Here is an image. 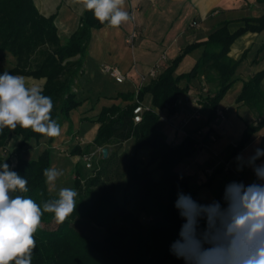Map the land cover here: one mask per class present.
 <instances>
[{"label":"trees","instance_id":"16d2710c","mask_svg":"<svg viewBox=\"0 0 264 264\" xmlns=\"http://www.w3.org/2000/svg\"><path fill=\"white\" fill-rule=\"evenodd\" d=\"M245 23L244 28L231 34L229 22H223L206 41L187 46L149 85L137 93L119 95L117 99H122L126 106L105 107L95 119H86L100 125L93 145L109 152L101 164L112 165L115 156L110 153L111 148L133 140V154L131 157L127 155L130 160L127 181L123 187L117 183L109 184L103 181V170L100 169L82 191L76 187L80 197L75 211L65 222L59 223L55 229H48L55 222L54 214L44 213L41 227L34 234L36 247L32 264H184L170 251L183 223L174 206L177 193L183 192L202 202L198 192L190 187L192 177L182 176L177 167L194 155L199 141L188 135L178 146L169 144L159 127L161 117L156 110L166 109L170 117L175 116L179 97L189 89L188 86L182 87L181 83L190 84L204 78L212 89L202 106L208 111V122H215L218 107L245 60V55L238 61L229 57L232 45L247 32L264 31V16L247 18ZM104 27L109 26L101 24L92 11H85L79 29L70 38L62 39L58 36L55 18L41 15L33 0H0V54L9 55L13 60V67L7 72L46 80L42 94L52 99L51 117L61 128L70 120L71 113L83 104L78 88L86 69L92 30ZM196 50H202V54L194 68L177 75L184 58ZM263 80L264 70L243 86L238 103L250 108L257 120L247 125L241 142L228 149L226 159L242 152L252 137L264 128ZM148 94L152 96L151 109L144 113L140 124H135L133 111ZM14 136L20 138L16 149L3 157ZM57 138L19 125L15 130L5 128L0 133V165L8 163L11 170L28 182V192H15L13 196L31 198L41 208L44 202L58 198L50 193L43 174L45 169L51 168L52 146ZM42 139L46 149L37 159L26 160L22 154L28 145ZM141 153L148 154L149 162L146 163L145 157L140 158ZM86 154L78 146L72 151L75 156ZM13 157L17 158L15 165ZM152 165H156V170L161 173L159 180L154 179L149 169ZM243 178L244 172L240 177H232V181L243 182ZM76 184L82 187L78 175ZM131 204L135 206L132 210L129 209ZM142 218L151 221L145 224ZM93 226L103 229L107 235L98 240L82 231Z\"/></svg>","mask_w":264,"mask_h":264},{"label":"crops","instance_id":"0c3cea01","mask_svg":"<svg viewBox=\"0 0 264 264\" xmlns=\"http://www.w3.org/2000/svg\"><path fill=\"white\" fill-rule=\"evenodd\" d=\"M33 1L41 15L55 18L60 38L68 39L79 29L85 10L76 0ZM124 8L130 16L127 23H122L118 28L92 30L86 69L78 88L83 104L71 113L70 120L63 124L61 134L52 146V152H65L80 166H83V156L72 155V151L77 146L84 153L97 149L93 143L100 125L89 122L87 118L95 119L105 107L126 106L122 99H117L119 95L137 93L143 76L156 70L158 77L187 46L206 41L223 22H229L228 29L235 34L246 26L247 18L264 16V0H125ZM193 23H196V27H192ZM132 33H137L138 38L131 45L127 39ZM201 54L202 50H196L187 55L176 74L190 72ZM244 55L245 60L236 72L235 82L218 107L224 113L223 118L208 122V111L202 106L207 96L203 90L211 91L212 86L204 78L190 84L186 81L181 83L182 87L188 86L189 89L179 97L175 116L170 117L166 109L156 110L161 117L159 127L169 144L178 146L188 135L203 143V146L198 145L192 157L177 167L179 174L192 177L190 187L198 192L202 203L222 200L223 184L232 182L218 170L213 178H209L205 170L215 171L228 149L241 142L247 125L256 123L257 115L243 103H238V98L244 84L264 70V31L247 32L235 41L229 57L238 61ZM106 65L118 67L126 76L125 83L118 84L106 75L103 72ZM25 78L29 85H38L41 89L46 83L45 79ZM151 81L148 80L144 87ZM262 86L264 88V80ZM151 103L152 96L148 94L143 104L151 107ZM197 110H200L203 118L184 126V122ZM199 133L203 136L199 137ZM211 137L215 140L211 141ZM133 145V140L125 142L118 156L126 147L133 148ZM257 147L264 148V128L252 137L242 155L248 157ZM261 162H264V157L258 161ZM243 172L244 176L249 177V182L245 180L246 184L255 180L250 168L240 171L241 174ZM160 176L161 173L156 180ZM208 182L211 185L207 186Z\"/></svg>","mask_w":264,"mask_h":264},{"label":"clouds","instance_id":"9594fccd","mask_svg":"<svg viewBox=\"0 0 264 264\" xmlns=\"http://www.w3.org/2000/svg\"><path fill=\"white\" fill-rule=\"evenodd\" d=\"M76 2L109 27L118 28L130 20L125 0ZM52 108V99L42 94L40 86L29 85L24 76L0 74V133L19 125L58 137L61 126L52 119ZM262 157L264 148L259 147L248 157H236L237 171L248 167L255 180L226 184L222 200L200 203L191 195L177 193L174 206L183 223L170 246L174 256L184 264H264V162L258 163ZM43 174L50 190H55L63 172L52 167ZM27 183L8 163L0 165V264H32L34 234L44 213H53L55 221L63 223L76 209L77 192L68 187L60 188L58 198L44 202L42 208L31 198L12 195L28 192Z\"/></svg>","mask_w":264,"mask_h":264},{"label":"rangeland","instance_id":"374dc122","mask_svg":"<svg viewBox=\"0 0 264 264\" xmlns=\"http://www.w3.org/2000/svg\"><path fill=\"white\" fill-rule=\"evenodd\" d=\"M13 60L9 55H4V54H0V72H5L10 70L13 67ZM14 139L13 141L11 140V142H13L8 149L3 152L2 156H8L9 153H12L18 143L17 141H20V138H16L15 136L12 138ZM44 139L41 140V142L37 143L32 141L30 143V145H28L26 151L22 154V156L26 159V160H35L37 159L41 153L46 149V147H43L44 143ZM44 148V149H43ZM122 149V146L120 147H116V148H111L112 150V154L113 156H115V162L112 165H107V164H101L100 161L104 159L103 156V149L101 148H95L92 150H88L87 152V156L88 155H92V168L89 169L87 168V166L84 163V158L81 159L83 166H80L79 164L77 165L74 160L72 158V156L67 155V153L65 152H58V153H54L52 152V167L57 168L58 170H62L63 175L60 176L56 182H55V190H50V186L49 187V191L52 195H55L58 197V191L60 188L62 187H68V188H72L76 191V187L78 188L79 191H82L84 189V187L87 186L88 182L90 181V179L94 178L97 173H100V169H102L103 171V176L102 179L103 181L110 183H117L119 184L121 187L125 186V183L127 181V166L129 164V158L127 157V155H129L130 157L133 154V150L130 147H126L125 151H123L121 156H118V153ZM110 150V152H111ZM39 151H41V153L39 154ZM141 157H145V161L146 163L149 162V158H148V154L146 153H141L140 154V158ZM16 157H13V163L14 165L16 164ZM220 166H218L217 169H219ZM152 172H153V176L154 179H158L159 178V173L160 171L156 170V165H152L149 168ZM216 169V170H217ZM222 172V171H221ZM205 173V172H204ZM222 174L224 175V177L228 178V179H232V176L230 174H227L225 172H222ZM79 176L81 179V184L80 186H82L81 188H79L76 184V176ZM206 175V174H205ZM207 176V175H206ZM244 179L246 180V182H249V177L248 175L244 176ZM226 182L223 184L225 187ZM77 192V191H76ZM122 192H119V196H121ZM79 194L77 192V196L75 198L76 202L79 199ZM135 206L134 204H131L129 209H134ZM142 221L147 224L150 223L148 221H151V219H145L142 218ZM59 223H57L56 221L50 225L48 227V229H55L57 228ZM83 232H85L87 234V236L89 237H94L98 240H102L106 235V231H104L103 229L100 228H95L94 226L91 227V229L89 228H84L82 229Z\"/></svg>","mask_w":264,"mask_h":264},{"label":"built area","instance_id":"2783aa9c","mask_svg":"<svg viewBox=\"0 0 264 264\" xmlns=\"http://www.w3.org/2000/svg\"><path fill=\"white\" fill-rule=\"evenodd\" d=\"M192 27H196V23H193ZM137 38H138L137 33H132L127 39L128 44L132 45ZM103 72L106 75H108L109 77H111L112 79H114L116 81V83H118V84H124L125 81H126V76L116 66L106 65V66L103 67ZM156 76H157L156 75V70H153L148 75L143 76L142 79H141V87L139 88V90L144 87V85L147 83L148 80L155 79ZM203 91L206 94L208 93V90L206 88ZM150 109H151V107L144 105L143 102L142 103L138 102L137 106L135 107V109L133 111V121H134V123L135 124H140L143 121L144 113L149 111ZM223 116H224L223 111L218 109L217 110V119L216 120H219V119L223 118ZM202 118H203L202 113L200 112V110H197L191 116V118H189L188 120H186L184 122V126H186L187 124H189L193 120L197 121V120H201ZM202 136H203V134L199 133V137H202ZM210 140L214 141L215 139L213 137H211ZM199 144H200V142H199ZM201 144L199 146H203V143H201ZM238 155H242V152H239L236 156H234L231 159H226V154H225L222 157L221 161L219 162V166H220L219 169H222V172L230 174L232 177H240L241 173H240V171H237V160H236V157ZM83 158H84V163L87 166V168L91 169L92 168V155H88V156L85 155V156H83ZM219 169H217V170H219ZM217 170H215V171L214 170H205V174L209 178H213L214 175L216 174ZM243 183L246 184L244 178H243Z\"/></svg>","mask_w":264,"mask_h":264},{"label":"water","instance_id":"95a60500","mask_svg":"<svg viewBox=\"0 0 264 264\" xmlns=\"http://www.w3.org/2000/svg\"><path fill=\"white\" fill-rule=\"evenodd\" d=\"M108 149L104 148L103 149V156H104V159H106L108 157Z\"/></svg>","mask_w":264,"mask_h":264}]
</instances>
